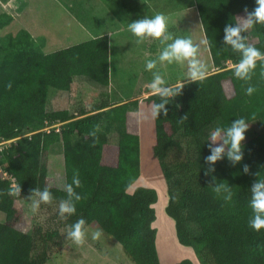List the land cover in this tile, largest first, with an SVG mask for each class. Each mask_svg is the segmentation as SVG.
Listing matches in <instances>:
<instances>
[{
	"label": "trees",
	"instance_id": "16d2710c",
	"mask_svg": "<svg viewBox=\"0 0 264 264\" xmlns=\"http://www.w3.org/2000/svg\"><path fill=\"white\" fill-rule=\"evenodd\" d=\"M194 5L196 24L207 41L206 53L219 71L203 81L185 82L181 94L166 106L168 115L153 118L154 138L150 130L143 133V122L138 123V101L111 107L103 99L91 107L90 115L81 113L76 118L62 111L47 112L49 91L70 92L75 77L109 85L107 36L47 54L31 49L1 53L0 137L38 132L0 152V169L16 185L0 173V213L5 216L0 222V264H46L60 249L58 229L25 233L18 228L24 214L21 202L30 200L33 189L44 187L54 199L39 210H57L54 217L61 227L83 218L89 228L102 230L104 237L119 244L132 264H160L157 231L152 227L157 192L141 186L128 191L140 176V146L150 138L152 158L167 183L165 212L175 222L179 244L192 248L201 264H264V229L256 232L248 226L249 189L258 173L264 177V67L258 62L248 82L236 79L232 68L222 69L240 59L223 43L224 27L238 23L245 8L253 10L255 0H194ZM250 33L256 40L253 45L264 52V25H256ZM226 83L232 87L231 96L226 94ZM249 84L255 88L252 95L245 94ZM154 101L159 102L154 94L145 99L150 109ZM241 117L253 130L244 142L242 164L234 166L225 158L209 165L204 131L214 123L226 127ZM102 120L116 127V145L99 130ZM56 121L64 123L59 131H39ZM58 143L63 145L65 183H71L74 173L81 180L76 215L66 220L58 217V204L66 192L49 185V153ZM243 165L249 173L243 172ZM218 184L231 190L230 200L215 191ZM17 186L20 195H11ZM175 264L194 263L183 259Z\"/></svg>",
	"mask_w": 264,
	"mask_h": 264
},
{
	"label": "rangeland",
	"instance_id": "374dc122",
	"mask_svg": "<svg viewBox=\"0 0 264 264\" xmlns=\"http://www.w3.org/2000/svg\"><path fill=\"white\" fill-rule=\"evenodd\" d=\"M66 5L62 7L75 16L76 19L85 27V33L77 29L78 35L94 34V31H99L102 28L105 32H110V78L111 87L109 88L110 99L112 101H121L136 96L140 92V88H144L146 82L152 79V73L145 70V61L154 58L159 54L161 45L158 39H148L141 44L136 43V38L127 31V25L122 22L134 21L144 18L145 16L151 17L154 14H163L168 17V32L175 37H189L193 40L194 44L200 47V58L206 62L208 67V75L214 74L219 69L212 67L209 55L206 53L204 43L202 40V31L196 24V6L194 0H67ZM53 0H35L33 2L32 12L35 17H42L44 23L42 27L45 31L53 35L57 29L55 22L56 18L53 14L60 15L57 8L45 7L38 9L39 4H49ZM116 4V5H115ZM116 10H115V6ZM79 15H77V14ZM69 14V15H70ZM84 14V15H81ZM88 14V15H87ZM244 15L237 17L239 19ZM3 16H0V28L4 21ZM27 18H32L28 13L22 18L24 26H28L25 22ZM67 21V20H66ZM10 28L7 30L0 29V57L1 53L9 49L6 47L5 36L12 32V28L18 30V26L8 22ZM4 27V25H3ZM2 27V28H3ZM30 27H33V25ZM95 27L97 29H95ZM62 31L59 36L66 34L65 27L60 28ZM70 30H73L70 28ZM13 32H16L13 31ZM248 42L254 44L256 40L252 37L250 30L246 33ZM4 39V40H3ZM170 42V41H169ZM30 44L31 42L28 41ZM13 44L11 51L20 52L25 49H31L33 52H38L36 48H31L30 45ZM160 49H157L154 45ZM150 52V53H149ZM154 53V54H151ZM231 62L225 63L222 67L223 70L232 68ZM159 71L171 83L183 79L187 72V63L158 66ZM92 83V82H91ZM92 85H96L93 83ZM98 87V85H96ZM103 89V88H99ZM143 90V89H142ZM226 94L233 95L232 87L230 84H225ZM80 88L77 95L69 94V92H58L55 90L49 91V101L46 109L49 113L66 112L68 117H77L81 113L90 112L91 107L100 102L105 97H99L97 101H93V91L91 93L81 94ZM143 91L148 95L144 100H138L141 108L138 107V123L143 122V133L148 134L149 130L153 138L155 136L154 119L151 121V109L147 107L149 104L145 102L150 95L148 88ZM110 102V101H109ZM132 102V101H131ZM130 103V102H128ZM111 104V103H110ZM125 104V103H124ZM120 105H123L121 103ZM111 105V107L120 106ZM144 105L146 107H144ZM132 108V106H130ZM109 109V108H108ZM104 109L101 111H105ZM87 115H90L88 113ZM142 120V121H141ZM135 119L132 118L131 122L134 124ZM140 121V122H139ZM63 122L47 123L44 128L39 131L51 132L52 130L59 131ZM151 128H150V127ZM220 126L219 123H214L208 127L203 134V139L207 144V132L211 127ZM101 132L107 133L110 144L116 145L118 141V133L115 126H108L102 120L99 125ZM38 132V131H36ZM36 132L21 133L17 137L5 139L0 137V152L11 145L17 144L18 140L29 137ZM253 130L251 126L246 132L247 135H252ZM247 139V138H246ZM245 139V140H246ZM152 139L142 142L140 146V176L137 181L128 189L132 192L136 187H148L156 190L158 195L157 202L153 205L155 210L156 220L153 222L152 227L156 229V248L160 256L162 264H175L179 261L190 258L189 255L184 253L187 247L179 244L176 236L175 222L165 212L168 203L167 183L164 178L163 172L159 163L152 157L151 149ZM214 147L217 145H213ZM63 145L61 143L55 144L51 147L49 153V185L59 190H64V159H63ZM0 171H2L0 169ZM21 205L24 209L23 222L18 227L23 232L28 233L33 230H40L42 233L45 231H52L58 229L61 237V247L58 252L46 264H132V262L124 255L119 244L113 240L108 239L101 235L98 239L93 238L95 229L89 228L86 232L85 238L82 243H75L67 238V228L60 226L59 221L55 219L54 213L47 210L33 211L31 208L30 200L22 201ZM59 217V216H58ZM4 214L0 213V222L4 221ZM60 218V217H59ZM58 218V219H59Z\"/></svg>",
	"mask_w": 264,
	"mask_h": 264
},
{
	"label": "clouds",
	"instance_id": "9594fccd",
	"mask_svg": "<svg viewBox=\"0 0 264 264\" xmlns=\"http://www.w3.org/2000/svg\"><path fill=\"white\" fill-rule=\"evenodd\" d=\"M256 7L249 11L244 9V17L239 19L241 23H229L224 27V40L226 46H230L232 52L239 53L240 59L232 64L233 75L236 79L248 82L252 79V74L259 62L264 67V52L260 51L253 44L248 42L247 33L256 25H264V0H255ZM127 31L136 38V43L141 44L148 39H158L161 45L159 54L154 58L145 61V70L152 73V79L147 84L151 94L159 97V102H153L151 107V117L158 119L161 114L168 115L167 105L173 102L181 94L185 82L203 81L208 73L205 61L200 58V47L194 44L189 37H173L168 32L167 18L163 14H154L151 17L131 21L127 24ZM170 41V42H169ZM201 43L206 44L207 41ZM187 63V72L183 79L171 83L159 71L158 66ZM11 85H9L10 87ZM255 88L249 84L245 89L246 95H252ZM250 123L244 117L236 118L230 125L214 126L207 132V146L210 151L205 159L209 165L214 166L218 161L227 159L234 166L242 164L245 152L246 132ZM213 145H217L213 147ZM214 171V167L210 168ZM243 172L249 173V167L243 165ZM81 186L78 173H74L71 183H64L63 188L66 198L61 199L58 204V216L62 220L76 215V204L81 200V195L76 191ZM20 187L10 194L20 195ZM217 193H223L225 200L232 198V192L223 184L215 187ZM251 198L249 206L252 209V216L249 219L250 229L259 232L264 229V177L257 174V179L251 184L249 189ZM32 210L38 211L42 204H50L54 197L48 187L43 190L36 188L32 190L29 197ZM89 226L83 218L77 219L67 227V238L79 244L82 243ZM102 235V230H95L93 238L98 239Z\"/></svg>",
	"mask_w": 264,
	"mask_h": 264
},
{
	"label": "crops",
	"instance_id": "0c3cea01",
	"mask_svg": "<svg viewBox=\"0 0 264 264\" xmlns=\"http://www.w3.org/2000/svg\"><path fill=\"white\" fill-rule=\"evenodd\" d=\"M34 1L35 0H0V16L5 17L4 21L6 22V23H2L0 29L8 30L10 28V25L8 22H11L18 26V30L16 28H12V32H10L9 35L5 36V40L7 42L6 47H8L9 49L13 48V44L15 43H17L20 46L24 44L28 45L29 44L28 41H29L31 42L29 45L31 46L32 49L36 48L38 52L47 54L54 50L68 48V47L78 45L80 43L87 42V41H90V40H93V39H96L102 36H107L108 42H109V69H110V35H111L110 32H105L104 29L99 27V29H101L99 30L95 27V29L99 31L97 32L94 31V34L92 33L89 34L86 31V34L78 35L77 29L80 32L81 31L84 32L86 29L76 19L75 16L65 11V9L62 7L61 3L63 5H66L68 1L67 0H53V2H50L49 4H39L38 5V9L42 10L45 7L49 6L55 9L57 8V11L60 13V15H57V16L53 14L56 18L55 22H58L55 28L57 29L55 31L57 35H53L52 32L49 33L45 31L44 27H42V23H44V21H42L43 18L40 16L39 17L37 16L36 18L35 13L32 12L31 8L33 7ZM115 10H116V6H115ZM28 13L31 15L32 18H27L25 22L28 24V26H24L22 22V18L28 15ZM81 15H84V14H81ZM166 18L168 20L167 16ZM122 23L127 25L128 23H130V20L122 22ZM30 25L31 26L33 25V27H30ZM62 26L67 29V32L66 34H63V36H59V34L62 31L60 29ZM70 28H72L73 30H70ZM15 30L16 32H13ZM26 42L28 44H26ZM157 45L158 44H155L154 46L157 49H160ZM151 54H154V53L151 52ZM148 83L149 82L145 83L144 88H140V92L136 96H132L129 99H123L121 101H118V100L112 101L110 99V93H109V88L111 87V78H110V83L107 87H101L99 85L97 87L96 85H92L93 83H91L85 77H75L73 78V83H72L71 91L69 92V94L77 95L78 89L80 88L81 90L80 92L83 95H86L85 93H91V91H93V94H94L93 101H97L99 97H105L110 101L111 105L113 104L120 105L121 103L126 104L131 101H138L139 99L143 101L144 98H146L148 95L147 92L143 91L144 89L147 88ZM99 88H103V89H99ZM140 108H141V105L139 103V111H140ZM183 251L185 254L190 256V258L188 259L191 260L194 264H201L200 261L197 259L192 248L187 247V249H184ZM159 260H160V256H159ZM160 264H162L161 261H160Z\"/></svg>",
	"mask_w": 264,
	"mask_h": 264
},
{
	"label": "built area",
	"instance_id": "2783aa9c",
	"mask_svg": "<svg viewBox=\"0 0 264 264\" xmlns=\"http://www.w3.org/2000/svg\"><path fill=\"white\" fill-rule=\"evenodd\" d=\"M0 173L3 175L4 178H8V179L11 181L12 186H16V185H15V179H14L13 177L7 175V173L2 172V171H0Z\"/></svg>",
	"mask_w": 264,
	"mask_h": 264
}]
</instances>
